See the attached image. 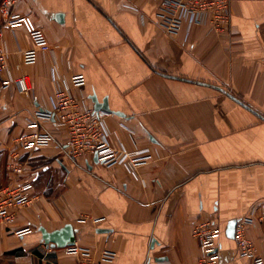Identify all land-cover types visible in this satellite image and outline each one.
Here are the masks:
<instances>
[{"label": "crops", "instance_id": "obj_1", "mask_svg": "<svg viewBox=\"0 0 264 264\" xmlns=\"http://www.w3.org/2000/svg\"><path fill=\"white\" fill-rule=\"evenodd\" d=\"M159 2L17 5L50 50L27 64L22 53L35 49L29 33L4 28L8 76L27 75L32 92L0 86V192L16 180L14 139L31 131L36 112L54 111L57 92L71 90L76 73L85 77L81 99L97 107L104 131L128 154L152 159L135 170L92 155L76 159L66 149L68 129L54 116L39 120L53 141L21 156L34 201L0 228V264H78L49 239L69 227L97 259L114 254L102 264H199L193 229L206 223L221 232L218 264H249L227 231L250 218L246 235L264 259V0H231L223 34L206 17L186 20L175 37L159 26Z\"/></svg>", "mask_w": 264, "mask_h": 264}, {"label": "built area", "instance_id": "obj_2", "mask_svg": "<svg viewBox=\"0 0 264 264\" xmlns=\"http://www.w3.org/2000/svg\"><path fill=\"white\" fill-rule=\"evenodd\" d=\"M21 0H0V86L7 89L15 87L19 94L29 95L32 85L27 75L18 77L8 76V54L2 45L4 28L15 30L24 27L29 33L35 49L24 51L23 57L27 64L36 62L39 51L47 52L50 45L42 30L35 28L29 16L15 12ZM231 0H160L157 20L162 31L168 36L180 34L186 20L201 24L203 18H208L212 30L223 34L230 25ZM71 90H60L56 94L55 108L50 114L36 112L35 122L29 125L30 132L16 137L13 142L12 160L9 165L11 173L16 177L13 184L0 192V228L12 227L18 218L19 209L29 207L34 198L32 196L33 182L25 178L29 162L22 160V154H28L51 145L53 138L42 132L38 127L41 119L50 120L52 116L58 125L66 127L69 138L66 149L76 159L88 155H97L98 161L106 166L113 167L126 164L136 169L148 163L151 155L128 154L119 139L103 129V117L96 113L90 102H83L80 93L85 85L82 73H76L72 79ZM113 137V138H112ZM253 219L241 220L235 230L234 240L239 256L249 261V264H264V259L256 253L252 241L246 235V225ZM29 229L17 231L23 236ZM220 229L214 223L201 224L193 229V235L199 242V264H218L216 241L220 236ZM64 252L68 256L76 257L78 264H102L112 261L114 254L104 251L101 259H97L93 250L80 247L77 244L67 246Z\"/></svg>", "mask_w": 264, "mask_h": 264}, {"label": "water", "instance_id": "obj_3", "mask_svg": "<svg viewBox=\"0 0 264 264\" xmlns=\"http://www.w3.org/2000/svg\"><path fill=\"white\" fill-rule=\"evenodd\" d=\"M94 109L97 110V107H95ZM106 109L108 110V108ZM94 157L98 161L97 155H95ZM236 226H237V221H232L229 224L228 231H227L228 236L234 238ZM49 239L55 242L59 247H67V246L75 244L74 231L70 227L64 233L56 234L53 237H49Z\"/></svg>", "mask_w": 264, "mask_h": 264}]
</instances>
